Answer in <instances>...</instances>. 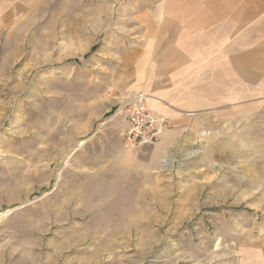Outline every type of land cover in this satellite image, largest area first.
Returning <instances> with one entry per match:
<instances>
[{
	"label": "rangeland",
	"instance_id": "obj_1",
	"mask_svg": "<svg viewBox=\"0 0 264 264\" xmlns=\"http://www.w3.org/2000/svg\"><path fill=\"white\" fill-rule=\"evenodd\" d=\"M147 1L0 0V264H264V102L168 153L166 198L111 174Z\"/></svg>",
	"mask_w": 264,
	"mask_h": 264
},
{
	"label": "crops",
	"instance_id": "obj_2",
	"mask_svg": "<svg viewBox=\"0 0 264 264\" xmlns=\"http://www.w3.org/2000/svg\"><path fill=\"white\" fill-rule=\"evenodd\" d=\"M147 2L132 17L142 42L125 85L129 94L147 95L148 108L166 117L169 128L154 146L138 151L154 152L153 164L122 147L111 153V174L128 192L166 198L168 190L157 183L167 176L147 180L166 169L168 153L192 149L198 138L186 136L214 134L246 118L247 103L264 102V0Z\"/></svg>",
	"mask_w": 264,
	"mask_h": 264
},
{
	"label": "built area",
	"instance_id": "obj_3",
	"mask_svg": "<svg viewBox=\"0 0 264 264\" xmlns=\"http://www.w3.org/2000/svg\"><path fill=\"white\" fill-rule=\"evenodd\" d=\"M147 99L148 96L142 93L126 94L111 111L110 121L118 117L125 120L120 136L128 154L152 146L169 128V120L152 113Z\"/></svg>",
	"mask_w": 264,
	"mask_h": 264
},
{
	"label": "bare ground",
	"instance_id": "obj_4",
	"mask_svg": "<svg viewBox=\"0 0 264 264\" xmlns=\"http://www.w3.org/2000/svg\"><path fill=\"white\" fill-rule=\"evenodd\" d=\"M107 122H110V120H108ZM102 127V126H101ZM97 130V129H96ZM99 132V131H98ZM94 137V135H92V137L91 138H93ZM91 138H90V140H91ZM89 139H85V140H82L79 144H78V148H80V147H82V146H84L85 144H87L86 142L88 141ZM89 140V141H90ZM76 149V148H75ZM77 153V152H76ZM75 156V155H74ZM73 158V157H72ZM70 159V158H69ZM68 159V160H69ZM65 161V163H64V165H66L67 164V162H69V161ZM65 168V167H64ZM61 171H63V170H61ZM60 175H61V172H59L58 173V176H57V180L59 179V177H60ZM61 178V177H60ZM59 184V183H58ZM56 186H57V184H56ZM54 188H55V186H54ZM51 191V190H50ZM51 194V193H50ZM42 198H44V197H42ZM33 200H35V199H33ZM38 200H40V199H38ZM37 201V200H36ZM33 202V201H32ZM25 206H27L26 204H24ZM24 205L22 206V204H21V206L22 207H24ZM18 207V206H17ZM13 209V208H12ZM11 212V210H5V211H2V212H0V218L1 217H3V216H5V215H7V214H9Z\"/></svg>",
	"mask_w": 264,
	"mask_h": 264
}]
</instances>
